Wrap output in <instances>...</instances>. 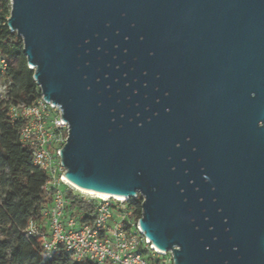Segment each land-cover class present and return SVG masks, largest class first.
Listing matches in <instances>:
<instances>
[{
  "label": "water",
  "instance_id": "1",
  "mask_svg": "<svg viewBox=\"0 0 264 264\" xmlns=\"http://www.w3.org/2000/svg\"><path fill=\"white\" fill-rule=\"evenodd\" d=\"M64 177L143 198L174 264H264V0H11Z\"/></svg>",
  "mask_w": 264,
  "mask_h": 264
},
{
  "label": "built area",
  "instance_id": "2",
  "mask_svg": "<svg viewBox=\"0 0 264 264\" xmlns=\"http://www.w3.org/2000/svg\"><path fill=\"white\" fill-rule=\"evenodd\" d=\"M13 62L0 54V65L6 70ZM31 69H33L30 66ZM12 121H23L20 142L33 155L34 165L47 175L43 190L50 193L52 203L43 211L45 232L30 222L27 236L42 240L47 257L61 248L78 263L93 264H169L166 253L159 252L142 232L136 201L140 194L125 200L86 199L95 201V215L90 223L67 216L70 202L67 180L60 155L65 146L69 126L64 123L61 109L43 96L30 105L10 108Z\"/></svg>",
  "mask_w": 264,
  "mask_h": 264
},
{
  "label": "trees",
  "instance_id": "3",
  "mask_svg": "<svg viewBox=\"0 0 264 264\" xmlns=\"http://www.w3.org/2000/svg\"><path fill=\"white\" fill-rule=\"evenodd\" d=\"M11 1L0 0V54L13 62L3 72L11 81L12 104L6 107L0 100V264H93L75 262L61 248L47 257L42 240L27 236L30 222L46 230L43 211L51 205L52 196L43 190L47 175L33 162L32 152L19 138L23 121H12L10 108L30 105L42 97L24 54V44L16 32L8 27ZM70 202L67 216L90 223L95 215L93 204L68 189ZM143 198L136 201L138 220L142 216Z\"/></svg>",
  "mask_w": 264,
  "mask_h": 264
},
{
  "label": "rangeland",
  "instance_id": "4",
  "mask_svg": "<svg viewBox=\"0 0 264 264\" xmlns=\"http://www.w3.org/2000/svg\"><path fill=\"white\" fill-rule=\"evenodd\" d=\"M4 71L5 70L2 69V67L0 65V100L4 102V104H5L6 107H9L12 104V92H11V90L9 88L12 84H11V81L10 80H7L4 77V75H3V72ZM72 190H73V192L76 195H79V196H81L83 198H86V199H95V197H91L89 195L82 194V193L76 191L75 189H72ZM166 254H167L166 255V258H167L168 263L169 264H174L172 254L170 252H168Z\"/></svg>",
  "mask_w": 264,
  "mask_h": 264
},
{
  "label": "bare ground",
  "instance_id": "5",
  "mask_svg": "<svg viewBox=\"0 0 264 264\" xmlns=\"http://www.w3.org/2000/svg\"><path fill=\"white\" fill-rule=\"evenodd\" d=\"M70 186H72V188H74L76 191L82 193V194H86V195H89L91 197H95L97 199H115V200H125L127 198H123V197H119V196H112V195H103V194H100V193H97V192H91V191H85L77 186H75L74 184L70 183L69 181H67ZM159 251V250H158ZM161 252V251H159ZM163 254H165L164 252H161Z\"/></svg>",
  "mask_w": 264,
  "mask_h": 264
}]
</instances>
